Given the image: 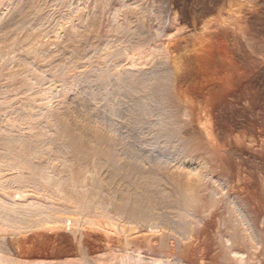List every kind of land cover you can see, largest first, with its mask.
<instances>
[{
	"label": "rangeland",
	"instance_id": "obj_1",
	"mask_svg": "<svg viewBox=\"0 0 264 264\" xmlns=\"http://www.w3.org/2000/svg\"><path fill=\"white\" fill-rule=\"evenodd\" d=\"M0 264H264V0H0Z\"/></svg>",
	"mask_w": 264,
	"mask_h": 264
},
{
	"label": "bare ground",
	"instance_id": "obj_2",
	"mask_svg": "<svg viewBox=\"0 0 264 264\" xmlns=\"http://www.w3.org/2000/svg\"><path fill=\"white\" fill-rule=\"evenodd\" d=\"M173 68V67H172ZM174 71V70H173ZM91 132H94V131H90L89 133H91ZM94 134V133H93ZM93 134H91V135H93ZM95 134H96V132H95ZM94 134V135H95ZM82 136L81 135H77V134H75V133H73L72 132V134H71V139H73L75 142L74 143H76V141H78L80 138H81ZM94 138H97V139H101L102 138V136H100V135H96V136H93ZM80 142V141H79ZM72 145V147H73V149H76V150H78V152H76V153H79V154H82V155H99V154H101V155H103V156H105L106 158H109V157H111V152L110 151H108V150H104V151H102V150H100V149H98L97 147H95V146H93V145H91L90 143H76V144H71ZM75 152V151H74ZM185 178L188 180V183H189V185L190 184H195V180L194 179H190L189 177H188V175H185ZM184 178V179H185ZM190 179V180H189ZM188 187V186H187ZM186 188V187H185ZM188 189V188H187ZM189 189H191V187H189ZM193 189V188H192ZM188 191V190H187ZM192 191V190H191ZM194 191V190H193ZM189 192H190V190H189ZM187 193V192H186ZM191 193V192H190ZM195 193V192H194ZM193 196V193H192V195H189L188 194V197H189V200L190 201H195V199L192 197Z\"/></svg>",
	"mask_w": 264,
	"mask_h": 264
}]
</instances>
